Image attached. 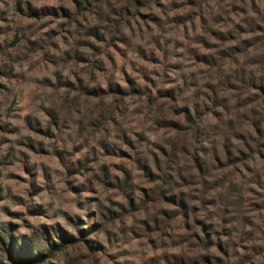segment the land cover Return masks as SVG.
I'll return each instance as SVG.
<instances>
[{
  "label": "rangeland",
  "instance_id": "obj_1",
  "mask_svg": "<svg viewBox=\"0 0 264 264\" xmlns=\"http://www.w3.org/2000/svg\"><path fill=\"white\" fill-rule=\"evenodd\" d=\"M195 100L206 152L226 131L246 151L213 170L229 264H264V140L248 136L264 128V0H0V234L31 251L0 260L225 264L202 262L221 255L149 177L171 168L191 218L207 214L202 145L176 125Z\"/></svg>",
  "mask_w": 264,
  "mask_h": 264
},
{
  "label": "trees",
  "instance_id": "obj_2",
  "mask_svg": "<svg viewBox=\"0 0 264 264\" xmlns=\"http://www.w3.org/2000/svg\"><path fill=\"white\" fill-rule=\"evenodd\" d=\"M172 100L178 101L175 95L172 94L170 96ZM216 102V100H215ZM204 105V104H203ZM202 105L195 100V104H191V107L182 108L180 111L179 121H182L184 124L178 121L176 125L179 127H184L191 132L193 138L195 139V145L201 144L202 147L200 149H196L195 154L193 156V169H194V181L195 184L199 187L198 193L199 196L196 198L199 203L201 210H205L207 214L199 219L197 216V207L193 213H195V219L193 220L190 216V195L183 193H176L175 184H176V176L172 172L171 168H161L159 165L157 166L158 173L150 172L149 177L154 182L158 183L157 187L159 189V196L162 195V198L167 200V202L175 205V207L179 209H183V217L186 221L187 225H191V227L195 230V236L198 241H201L205 246H209V249L214 247V250H217L220 253V257H204L202 262L209 261H223L225 264H229L231 257L236 256L238 254V248L236 246L232 247L228 237L230 238L229 228L225 224L221 223L223 220L227 221L226 216L228 208L223 209V216H218L220 218H214V214L212 210H209V206L211 205L214 208L216 203L215 192L219 187L218 179L214 174L213 170L222 165L228 164H237L238 161H242V155H246L245 148H236V144L231 141L228 136L229 132H223L222 137L226 138V143L221 148L220 157L209 154V150L206 152L205 148H203V139H206V125L202 124V113L201 110H204L206 107H201ZM206 106V105H205ZM208 108V107H207ZM207 110V109H206ZM213 113H216L213 110ZM182 124V125H180ZM263 123L261 121L254 120L251 128L255 136L249 135V138L252 139V142H255L256 146L261 145L264 137L263 134ZM221 137V136H220ZM221 137V139H222ZM250 147H253L254 144L247 143ZM246 145L248 151H251L249 146ZM173 157L176 158V155L173 154ZM177 160H179L177 158ZM158 191V190H157ZM212 212V213H211ZM229 215V214H228ZM229 221V220H228ZM194 223L195 226L192 224ZM197 231L200 234H197ZM222 236L227 237L226 241L222 240ZM0 248L6 253L7 259H10L14 262H25L26 255L28 253L31 254V251L26 248H17L15 242L11 238L10 232H6L4 234H0ZM226 257L227 259H224ZM0 264H4L2 260H0Z\"/></svg>",
  "mask_w": 264,
  "mask_h": 264
}]
</instances>
